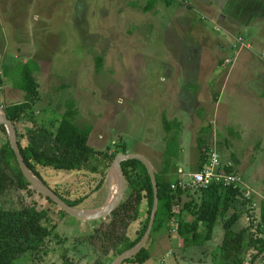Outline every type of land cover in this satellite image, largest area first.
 Returning <instances> with one entry per match:
<instances>
[{
    "label": "rangeland",
    "instance_id": "1",
    "mask_svg": "<svg viewBox=\"0 0 264 264\" xmlns=\"http://www.w3.org/2000/svg\"><path fill=\"white\" fill-rule=\"evenodd\" d=\"M163 1H159L160 3L152 11H145L149 4L148 0H0V73L3 74L4 70L7 73L0 92V104L8 106L26 100V94L14 89V84L19 85L23 82L21 73L23 64L27 63L33 67L34 63H37L39 68L34 69L33 75L38 82L39 98L27 112L25 121L20 122L23 133L25 127L33 126L32 119L54 130L66 110H70L77 114L75 116L77 126L82 129L93 126L89 145L96 151L107 156L119 155L124 151L131 154L141 153L158 166L154 168L155 173H161L163 168L165 170L172 168L174 164H181L185 173L191 175L197 170L201 159L207 156L197 148L196 139L200 132L199 129L209 125L212 130V140L214 139L213 141L221 147L223 157L230 159L233 155L239 161L236 171L241 174L243 180L241 187L242 185L249 186L258 191L264 187V152L263 155L261 152L256 153L257 151L253 154L247 152L246 150L251 146L248 138L244 147L240 143L234 145L231 141L225 144L227 139L233 140L234 137L231 130L221 125L224 110L216 103L219 94L217 87L210 85V89L204 88L201 91L204 93L202 105L195 100L187 99L182 103L184 109L187 110L184 111L180 103L179 109L171 105L176 101V97L172 96L175 86L170 85L166 90L159 82L161 70H172L169 67H173L175 70L178 68L179 71L176 72L177 76L172 84L183 86V70L192 72V69L202 60L206 65L202 69L212 71L221 61L216 57L210 59L202 56V53H208L206 50L215 47L213 43L210 45L204 39L207 36L199 27L192 25L187 28L180 22V27H178L180 29H175L176 23L171 19L179 10L182 11L181 8L185 7L190 10L193 21L204 27L214 40L217 38L219 40V37L226 39L225 33L218 30L221 23L217 16L212 19L206 10L196 6L192 0H169L171 4ZM184 12L178 15L185 14ZM261 31L259 25L254 24L243 35L248 43L252 36L256 38ZM234 38L229 36V40H226L229 45L233 46ZM196 42L198 43L195 44ZM257 50L259 53H264L263 48ZM252 51H255L254 47ZM239 52L240 50H234L236 54ZM99 58L103 60L101 68L97 66ZM255 63L258 62L255 61ZM231 68L227 66L224 71L221 67L215 68L219 71L215 80L221 82L224 77L226 79L231 74ZM211 71L204 74L205 79L209 78L208 76L213 72ZM213 84L217 83L213 82ZM215 89L218 92L217 95L214 92ZM209 92H212L211 96ZM201 107H204V113L202 112V117L199 118L197 112ZM238 113H240L239 110H231L230 123L233 118L239 117L246 124H250L248 119H244L246 115L239 116ZM166 119L175 129L172 130L174 135L172 137L167 136L164 124ZM181 122L183 126L178 125ZM180 126L181 135L177 140V130ZM181 143L185 154H192L193 162L184 160L186 155L181 151L176 156L174 154L169 156L165 154V158L161 156L162 162L159 163L158 151L164 150L167 145V149L170 147L173 153H176ZM252 149H254L253 146ZM110 168L107 170V177L103 178L100 173L98 175H101L103 180L110 179L108 177ZM39 171L41 173L40 167ZM66 175L60 171L53 175H47L45 172L41 174L44 182L49 181L53 188L47 183L46 185L61 197L71 201L67 196L71 195L74 198L75 195H72V190L67 188L64 182L73 181V176ZM260 176L261 182H258L257 177ZM167 181L172 183L171 189L175 194L180 188H173V186L181 187L177 173H170ZM185 186L186 190L183 189L185 190L183 194L174 201L176 210L183 209L193 198L199 200L201 196L200 190L196 191L198 189ZM106 195H110V185L107 186ZM27 197L26 200L17 192H9L1 197L0 206L18 207L24 205L23 201H36L37 203L38 200V207L50 209L51 224L58 225L59 234L68 238L83 234L82 228L80 231V228L73 226L72 217L64 218L59 208L42 195L35 193L33 198ZM244 201L246 204L241 208L243 209L241 219H245V222H238L236 229L239 231L251 227L250 233L246 236L247 246L249 235L250 238L251 234L261 235L259 232L255 233L261 222V201L252 198L244 199ZM178 216H175V219H178ZM193 220L185 219L190 223ZM107 221L100 224L99 228L102 231L108 228L105 224ZM82 223L77 225L81 227ZM135 223L136 221L130 223L126 229L118 231L119 235L124 233L127 237L135 239L140 229V223ZM177 225L175 220L171 221L169 233L174 237L175 243L179 242L182 246L183 241L176 232ZM160 231L156 232V235L167 230L164 226ZM222 233V230L218 231L213 247L206 246L202 250L198 248L196 255L200 252L204 259L207 257L211 259L209 255L223 239ZM159 238L156 241L157 248L169 251L168 233ZM152 243L150 238L146 247L150 249L149 245ZM102 244L107 245L106 250L102 249ZM70 247L73 248L71 245ZM97 247L99 251L103 250L110 255L115 253L112 242L101 241L98 242ZM153 250L152 247V254ZM177 250V260L182 261L185 255L189 257L186 252ZM192 251L196 249L193 248ZM72 252L73 249L68 252L69 257ZM253 255L252 251L247 254L246 264L250 263ZM80 256L82 259L78 256L72 257V264H94L96 262V256L90 260L86 255ZM48 259L45 264H63L58 254H50ZM133 261L134 259L127 264H139ZM163 264H167L166 261ZM257 264H264V262L260 259Z\"/></svg>",
    "mask_w": 264,
    "mask_h": 264
},
{
    "label": "trees",
    "instance_id": "2",
    "mask_svg": "<svg viewBox=\"0 0 264 264\" xmlns=\"http://www.w3.org/2000/svg\"><path fill=\"white\" fill-rule=\"evenodd\" d=\"M159 1L161 0H149L145 11L151 10ZM102 62V58H99L97 66L101 68ZM38 68L37 63H34L33 67L27 63L23 64L21 72L23 82L19 85L14 84V89L26 94L24 102L8 106L0 104L16 129L18 131L20 129V136L25 144L22 153L26 165L41 179L39 167L56 171L86 170L92 174L100 173L103 178L107 177V170L111 167L117 154L107 156L91 147L89 135L92 128L82 129L77 126L75 124L77 114L74 111L66 110L54 130L32 119L33 126L25 127L24 133L21 131L20 122L25 121L27 112L39 98L38 82L33 75L34 69ZM8 71L10 70L8 69ZM6 74L5 70L3 74L0 73V92ZM164 124L166 130L170 131L169 122L165 120ZM199 143L204 147V142ZM166 150V155L174 154L176 156L170 147ZM206 158L202 159L201 167ZM122 167L127 179L126 194L105 223L108 227L105 231L99 228L104 220H99L93 222V225L98 226L95 230L68 238L57 232L58 225L51 224L50 209L38 207L36 201H23L24 205L18 207L0 206V264H45L49 260L48 256L53 253L61 256L63 264H72V257L75 256L82 259L80 255H86L89 260L96 256L94 264H111L118 255L134 247L147 230L154 201V190L149 172L141 161L131 159L123 162ZM231 170V168H227V171ZM170 171L171 168L167 170L163 168L161 173H156L159 208L151 239H154L156 232L164 226L170 232L168 225L175 220L178 223L177 236L182 239L184 248L213 247L221 223L223 239L209 255L212 264H246L247 254L250 251L254 255L249 264H257L258 260L264 259V199L260 203L261 222L255 231L261 235L251 234V238L249 235L246 246V236L250 233L251 227L239 231L236 229L242 216L241 212L243 213L241 208L246 204L238 189L213 184L207 189L200 190L199 200L193 198L183 209L176 210L174 201L185 190L180 188L174 194L171 189L172 183L167 181ZM30 188L29 182L18 166L16 154L7 132L5 128L0 127V200L9 192H17L26 200L27 196L33 198V194L36 192L31 191ZM61 198L72 207H77L83 200L69 201L66 198ZM144 201L146 205L142 214ZM60 212L64 217H71L62 210ZM185 212L194 217L193 222H186L183 218L175 219L176 215ZM72 219L74 218L72 217ZM137 220H140V229L135 239H130L124 233L119 235L118 231L126 229L130 223ZM73 226L77 227L75 222H73ZM101 241L112 242L115 253L110 255L103 250L99 251L97 244ZM103 244L102 249L106 250L107 245ZM72 249L73 252L69 257L68 252ZM149 258L150 250L146 247L133 262L143 264Z\"/></svg>",
    "mask_w": 264,
    "mask_h": 264
},
{
    "label": "crops",
    "instance_id": "3",
    "mask_svg": "<svg viewBox=\"0 0 264 264\" xmlns=\"http://www.w3.org/2000/svg\"><path fill=\"white\" fill-rule=\"evenodd\" d=\"M149 2V0H148ZM163 2L167 4H171V2L164 0ZM193 3H196V6L206 10L211 18L217 16V18L220 21L221 27L218 26V30L223 31L226 35V39L224 37H219L217 39H213L210 35V33L202 26L197 25L192 17H191V11L188 9L181 8L182 11H178L173 19L175 24V29L179 30L180 22L182 25L187 26V28L191 27L192 25L199 27L202 32H205V36L207 38H204L207 40L210 45L213 43L215 48H210L209 50H206L208 53L204 54L202 53V56L209 57L212 59V57H216V59H219V63L216 64L214 67V70L211 71L208 69L203 70L202 68L205 67L204 61L200 60V64L192 69V72H189V70H183V80L184 85H174L172 82L176 79V72L179 71L177 68L176 70L173 67L172 70L170 69H164L160 72V78L159 82L162 84V88H168L170 85L175 86V92L172 94L173 97H176V101L174 104H171L172 107L175 105V109H179V103L181 104V109L184 111H187L184 109V102H186L187 99L195 100L197 103L202 105L203 101V92L202 90L209 88L210 85L216 86L218 89V92L215 94H218V100L216 103L220 108H223L224 110V117L222 119L221 125L225 126L224 128L231 130V134L234 137L233 140L227 139L225 141V144H229L231 141L234 145L237 143H240L241 146L244 145L246 139L248 138L250 140L249 148L246 150L247 152H251L252 154L255 153L254 151L261 152L263 155L264 152V53H259L257 49L261 50L264 49V0H192ZM160 2H157L154 7L149 10L152 11L156 5H158ZM185 14L178 15L180 12H183ZM220 16V17H219ZM214 23V20H213ZM259 25L260 29L262 30L260 35H258L256 38L252 36L251 39H249L248 43L243 35L244 32H247L250 30L251 25ZM216 28V26H214ZM235 34V36H232ZM229 36L234 38V44L233 46L228 44ZM237 36V37H236ZM238 37H241L243 40V44H237L236 39ZM194 40L195 37H192ZM213 40H212V39ZM224 38V39H223ZM261 38V39H259ZM227 40V41H226ZM196 42L195 44H197ZM216 44V46H215ZM255 49V51H252V49ZM193 49H196L193 47ZM240 50L238 54L234 53V50ZM264 52V50H262ZM201 53V51H200ZM199 53V54H200ZM205 59V58H204ZM208 59V58H206ZM226 59H231V63L229 65H225ZM255 61L258 63L256 64ZM164 64V63H162ZM227 64V63H226ZM221 65V66H219ZM172 66V65H169ZM230 66L232 67L230 69L231 74L229 76L225 77L220 81H216L215 78L217 77L219 71H216V69H219L220 67L224 69ZM183 68V67H181ZM209 71L212 73L208 76L209 78L205 79L204 74L206 75ZM175 74V76H174ZM172 77H174L172 80H170ZM171 81V82H170ZM152 82L155 83V81L152 80ZM213 82H216L217 84H213ZM222 85L220 86V84ZM210 89V88H209ZM167 90V89H166ZM192 91H195L192 93ZM212 94V92H209V95ZM166 96V94H165ZM205 96V95H204ZM211 96V95H210ZM165 100H168L165 98ZM169 102V100H168ZM204 107H201L200 110H198L197 115L199 118L202 117V114L204 113L203 110ZM239 110L240 113L239 116L246 115V118L250 121V124H246L243 122L241 118H233L232 123H230V112L231 110ZM201 114H198V113ZM203 112V113H202ZM167 120V119H166ZM235 121V122H234ZM170 124L171 130L167 131V136L172 137L174 136L172 132L175 130L173 126H171V122L167 120ZM234 122V125H233ZM165 123V120H164ZM254 126H253V125ZM183 126V123L178 124ZM181 126L177 130V140L180 138V129ZM253 126V128H251ZM178 127V126H177ZM230 127V128H229ZM92 131L93 126L91 127ZM234 128V129H233ZM166 129V128H165ZM174 129V130H173ZM173 130V131H172ZM91 131V134H92ZM199 135L197 140V148L201 152H208L214 150L217 151L220 155L223 168L227 171V168H231V171H227L229 173H236L241 178V183L243 182L241 174L237 173L236 169L239 165V161L235 156L232 155V158L225 159L221 152V147L217 145L216 141L212 140V130L211 127L208 126H202L199 129ZM251 132V134H250ZM90 134V135H91ZM89 135V137H90ZM101 137V136H100ZM167 137V138H168ZM176 139V137H174ZM199 142H204V147L200 145ZM252 146L254 149H252ZM244 147V146H243ZM165 149L162 151H158L160 155L157 156L159 159V163L162 162L160 160L161 156L165 158V151L168 148L167 145L164 147ZM184 152L182 143L180 144L179 149L176 151V154L180 152ZM139 155H143L141 153H138ZM186 158L184 160H189L193 162V156L192 154H185ZM180 156V154H179ZM207 157V156H206ZM174 158V157H173ZM207 159V158H206ZM206 161V160H205ZM203 160L201 159L199 165L197 166V170L199 171L203 168V165L201 167ZM153 168L158 167L154 163H152ZM201 167V169H200ZM41 174L43 172L47 173V175H53L57 171L52 169H44L41 168ZM194 171V172H196ZM62 173H66V176H73V181L67 180L64 182V184L67 185V188L72 190V195H75L74 198L67 196L71 201H77L79 199H83L82 202L77 206L83 210L87 211H93L96 209L101 208L104 206L109 198L110 200L114 197V195L117 194L118 188L116 187V184H113L110 187V195H106L107 193V186L110 185V179L103 180L101 175L98 174H92L89 171L83 170L81 171H60ZM175 172L177 173L178 179L180 181H188L189 173L186 174L184 167L180 165L174 164L171 168L170 173ZM179 174V175H178ZM45 176V175H44ZM43 177V176H42ZM110 178V176L108 175ZM258 182H261V176L258 178ZM46 183L53 188V185L49 183V181H46ZM61 187V186H59ZM116 187V188H115ZM68 189V190H69ZM242 190L246 193H250V198L257 199L259 201H262L264 199V187L259 189L258 191L250 188L249 186L242 185ZM246 193L245 196H246ZM241 194V193H240ZM244 199H247L244 195H241ZM146 202L144 201L142 203V214L145 210ZM61 214V213H60ZM177 218L181 219L184 218L187 221H190V219H194L192 215L189 213H180ZM177 216V215H176ZM65 218V217H64ZM69 218V217H66ZM71 218V217H70ZM76 219V218H74ZM71 218L73 222H75V225L77 228H80V231H93V229L96 227L93 225L94 221H78L79 219ZM107 221V220H106ZM240 221L245 222V219H240ZM239 221V222H240ZM83 222V223H82ZM79 223H82L83 225L79 227ZM140 220H137L135 224H139ZM78 224V225H77ZM221 224V223H220ZM170 227V223L168 225ZM221 225H219V230H222ZM87 227V228H86ZM82 228V229H81ZM87 229V230H86ZM89 229V230H88ZM133 230V228H132ZM159 232H161L159 230ZM165 233H168V241L170 243V250L169 251H163L161 248H157L158 245L156 241H158L160 236L165 235ZM130 238V237H129ZM159 238V239H158ZM131 239V238H130ZM153 243L150 246V258L147 259L143 264H163L164 261H166L167 264H212V260L207 257V259H204L200 252L198 255L196 253L198 252V248L202 250V247H190V248H184L183 245L179 244V242L176 244L174 237H172L168 231H165L164 233H160L159 235H155L154 239H152ZM156 243V245H155ZM180 246V247H178ZM152 247L154 248L153 254H152ZM196 249V251H192V249ZM182 250L188 254L189 257L186 255L183 256V260L179 261L177 260V253L176 250ZM188 250L189 253H188ZM178 251V250H177ZM191 252L193 254H191ZM164 260V261H163ZM192 261V262H191Z\"/></svg>",
    "mask_w": 264,
    "mask_h": 264
},
{
    "label": "water",
    "instance_id": "4",
    "mask_svg": "<svg viewBox=\"0 0 264 264\" xmlns=\"http://www.w3.org/2000/svg\"><path fill=\"white\" fill-rule=\"evenodd\" d=\"M0 127L5 128L11 146L16 154V159L18 162V166L23 173L26 180L29 182L31 188L38 194L42 195L47 200L52 201L59 210L64 211L71 217H74L76 219L82 220V221H99V220H108L109 216L113 213V211L120 205L122 200L125 197L126 189H127V179L125 176V172L122 167V163L131 159H137L141 161L147 168L149 175L151 177L153 190H154V201L152 206V211L150 215L149 224L147 227V230L142 237V239L137 243L134 247L131 249L126 250L122 254L118 255L111 264H127L129 261H132L137 257V255L147 246V242L149 241L151 237V233L153 230V226L155 223L156 215L159 208V192H158V185L156 180V173L154 171V168L151 164V162L144 157L143 155L139 154H131V153H122L115 157L110 171L112 169L115 170L117 178H118V191L115 197L102 206L99 209L93 210V211H87L83 210L79 207H72L68 205L64 199H62L53 189H51L48 185H46L42 180H40L26 165V162L24 160V156L22 153V149L25 148L24 141L22 140V137L20 136V129L19 131L16 129L15 125L11 120L8 119L4 109L0 106ZM11 136H14L15 142L17 146H14L12 143ZM20 145V146H19Z\"/></svg>",
    "mask_w": 264,
    "mask_h": 264
},
{
    "label": "built area",
    "instance_id": "5",
    "mask_svg": "<svg viewBox=\"0 0 264 264\" xmlns=\"http://www.w3.org/2000/svg\"><path fill=\"white\" fill-rule=\"evenodd\" d=\"M182 1V0H175ZM237 44H243V40L241 37L236 39ZM226 63H231V59H226ZM181 181V184L177 187L176 185L173 188H182L186 190V186L194 188V189H207L213 184L222 185L224 187H232L234 189H238L241 195H244V190L241 187V178L236 173L227 172L222 165V161L220 155L217 151H210L207 154V159L203 165V168L199 171L194 172L190 175V181ZM247 199L250 198V193H246ZM37 200V199H35ZM38 202V200H37ZM264 262V259L262 260Z\"/></svg>",
    "mask_w": 264,
    "mask_h": 264
},
{
    "label": "bare ground",
    "instance_id": "6",
    "mask_svg": "<svg viewBox=\"0 0 264 264\" xmlns=\"http://www.w3.org/2000/svg\"><path fill=\"white\" fill-rule=\"evenodd\" d=\"M0 114H1V111H0ZM8 135V134H7ZM11 139H12V143L14 144V146H17L16 145V142H15V139H14V136H11ZM38 177V176H37ZM39 178V177H38ZM40 180H42L41 178H39ZM43 181V180H42ZM44 182V181H43ZM113 184H116V187H118V178H117V175H116V172L114 169H112V171L110 172V187L113 185ZM115 187V188H116ZM115 196V195H114Z\"/></svg>",
    "mask_w": 264,
    "mask_h": 264
}]
</instances>
